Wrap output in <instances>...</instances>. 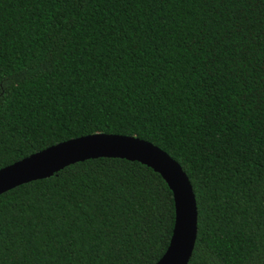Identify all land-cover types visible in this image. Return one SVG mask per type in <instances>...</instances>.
<instances>
[{
    "label": "trees",
    "instance_id": "trees-1",
    "mask_svg": "<svg viewBox=\"0 0 264 264\" xmlns=\"http://www.w3.org/2000/svg\"><path fill=\"white\" fill-rule=\"evenodd\" d=\"M93 133L181 165L187 264H264V0H0V168ZM174 218L145 164L75 162L0 194V264H155Z\"/></svg>",
    "mask_w": 264,
    "mask_h": 264
},
{
    "label": "water",
    "instance_id": "water-1",
    "mask_svg": "<svg viewBox=\"0 0 264 264\" xmlns=\"http://www.w3.org/2000/svg\"><path fill=\"white\" fill-rule=\"evenodd\" d=\"M99 157L138 161L161 175L173 194L175 218L169 244L155 264H187L197 236L192 184L175 159L144 139L93 133L48 146L0 168V194L23 183L47 178L69 164Z\"/></svg>",
    "mask_w": 264,
    "mask_h": 264
}]
</instances>
